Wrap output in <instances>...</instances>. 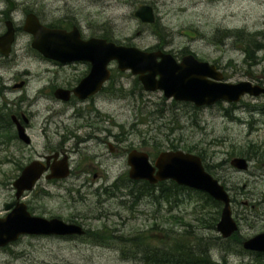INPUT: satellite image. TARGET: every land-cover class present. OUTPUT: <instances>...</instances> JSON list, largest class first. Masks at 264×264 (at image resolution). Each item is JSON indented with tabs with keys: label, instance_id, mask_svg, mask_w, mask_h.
<instances>
[{
	"label": "rangeland",
	"instance_id": "obj_1",
	"mask_svg": "<svg viewBox=\"0 0 264 264\" xmlns=\"http://www.w3.org/2000/svg\"><path fill=\"white\" fill-rule=\"evenodd\" d=\"M14 2L10 11L0 0V34L6 31L1 12L19 27L11 55H0V116L7 121L13 115L19 122L21 117L24 127L23 116L29 117L32 145L26 146L11 124L7 132L0 130V218L9 212L6 204L16 201L13 183L22 170L58 149L68 154L71 174L62 180L43 177L20 202L33 216L60 218L87 234L23 236L0 248V264H160L158 249L166 242L174 247L176 238L208 251L213 264H264L263 257L243 248V242L264 232V96L196 108L167 99L162 91H144L136 76L120 72L113 62V76L95 105L75 96L64 103L52 88L77 84L89 72L87 64L59 66L46 60L23 31L26 13L33 12L45 23L74 24L84 40L108 37L141 50L162 47L178 60L193 54L218 66L227 82L264 86V0ZM142 5L153 7L157 22L145 24L136 17ZM108 142L120 143L128 153L147 151L152 161L174 149L200 156L227 188L231 203L236 201L232 209L239 231L222 238L215 228L222 206H207L197 192H175L171 182H164L151 195L142 182L134 184L128 154L111 153ZM235 157L251 161L249 172L231 166ZM138 194L145 196L139 200Z\"/></svg>",
	"mask_w": 264,
	"mask_h": 264
},
{
	"label": "water",
	"instance_id": "obj_2",
	"mask_svg": "<svg viewBox=\"0 0 264 264\" xmlns=\"http://www.w3.org/2000/svg\"><path fill=\"white\" fill-rule=\"evenodd\" d=\"M5 1L9 10L14 11L15 2ZM135 15L145 24L155 22L153 9L148 5L140 6ZM5 26L6 32L0 36V54L9 57L16 40V29L11 20H7ZM23 31L32 36V49L47 60L62 64L90 63L89 74L72 91L58 88L54 92V97L65 103L71 100L72 95L79 100L95 96L110 79L108 67L112 62L117 63L120 72L130 71L136 76L144 91H162L167 99L189 102L197 108L210 107L218 102L238 103L244 95L264 96V87L247 81L236 84L225 82L223 74L215 65L200 61L192 54L177 61L172 54L162 50L149 52L96 37L84 40L76 26L71 31L51 29L41 24L33 13L26 17ZM23 85H16L15 88L20 89ZM23 118L28 123V118ZM12 120L20 140L30 145L32 140L25 127L16 116ZM58 156L56 154L47 158L48 165L40 160L31 162L13 183L16 201L6 204L5 209L9 213L0 218V248L23 236L69 237L85 234L80 225L59 218L33 216L26 204L20 202L23 195L32 191L47 171H50L45 176L47 180H62L70 175L68 157L57 160ZM50 159H54L52 165H49ZM127 163L130 167L129 178L133 181L144 180L151 185L173 181L179 186L207 193L224 205L217 225L222 237L230 238L238 230L225 187L205 170L201 157L183 151H167L160 153L153 164L147 153L134 150L129 153ZM231 164L241 171L248 169V162L243 158H235ZM243 247L248 251L264 253V233L245 241Z\"/></svg>",
	"mask_w": 264,
	"mask_h": 264
},
{
	"label": "trees",
	"instance_id": "obj_3",
	"mask_svg": "<svg viewBox=\"0 0 264 264\" xmlns=\"http://www.w3.org/2000/svg\"><path fill=\"white\" fill-rule=\"evenodd\" d=\"M54 28H57L58 26L56 25H51ZM101 38H106L108 41H111L110 38L108 37H101ZM155 49H162V47H157L154 49H150L149 51L155 50ZM6 107V106H5ZM10 122L9 120L5 121L3 120V118L0 116V130H4L5 132H7L9 129L6 126V124L8 125ZM174 151H176L174 149ZM192 151H189V153ZM134 184L136 182H133ZM145 185V189L150 190L151 192H155L159 189H163L165 187L164 183H160L156 186V188H153L152 186H150L147 183H143ZM116 186V185H115ZM172 189H175L176 192H182V188L177 186L174 183H171ZM132 193V192H131ZM134 194V193H133ZM197 194H199L200 196H202V193L197 192ZM161 198H165L167 200V196H163V197H159V199ZM206 204L207 206H210V204H215L218 205V203H216L213 199L207 197L206 195ZM217 207V206H216ZM214 215L211 216V218ZM180 239L176 238V243L174 245V247H168V243L166 242L165 245L158 249V259L161 262L160 264H213V262L210 259L209 253L208 251H204V250H199L196 251L193 248L189 247V246H185V245H181L180 244ZM149 253V250H147ZM155 251H157V249H155ZM259 257H263L264 255H258Z\"/></svg>",
	"mask_w": 264,
	"mask_h": 264
},
{
	"label": "flooded vegetation",
	"instance_id": "obj_4",
	"mask_svg": "<svg viewBox=\"0 0 264 264\" xmlns=\"http://www.w3.org/2000/svg\"><path fill=\"white\" fill-rule=\"evenodd\" d=\"M30 13H33V12H28V13H26V15H28V14H30ZM1 14H2V16H3V18L5 19V22H6V20H8V19H11L10 18V16H9V13H7V12H1ZM37 17H38V19H39V21H40V23L41 24H43L44 26H46V27H48V28H51V29H56V28H54V27H52L51 25L52 24H49V23H45V21L44 20H42L38 15H37ZM56 26H58L57 27V29H64V30H67V31H71L74 27H75V25L73 24V26L72 25H69V26H60V25H56ZM14 27H15V29H16V35H17V32L19 31V27H17L16 25H15V23H14ZM47 60V59H46ZM50 61V60H49ZM52 62H54V61H52ZM54 63H56L57 65H59V66H68V65H70V64H72V63H70V64H62V63H58V62H54ZM78 63H80V62H78ZM81 63H83V64H87V66H88V71L90 72V69H91V65H90V63H88V62H81ZM220 69V68H219ZM89 72L79 81V82H77V84H75V85H73V86H68V85H63V86H55L54 88H52V91H55L57 88H64V89H66V90H69V91H72L88 74H89ZM112 76H113V71H112ZM112 76H111V78H112ZM111 80V79H110ZM110 80L108 81V82H106L103 86H102V88H101V90L98 92V94H96L95 96H93V97H90L89 99H87V100H79V99H77V98H75L74 97V95L72 96V97H74L75 99H77V100H79L80 102H87L88 104H90V105H95V101L96 100H98L100 97H101V93H103V91L104 90H106L107 88H105L106 87V84L107 83H109L110 82ZM24 84L26 83V82H23ZM263 86V85H262ZM18 89V88H17ZM54 93V92H53ZM100 96V97H99ZM250 97V96H249ZM244 98V97H243ZM242 98V99H243ZM242 99H241V101H242ZM240 101V102H241ZM239 102V103H240ZM263 112H264V110H263ZM19 116H21V115H19ZM12 117H13V115L10 117V120H9V124L8 125H12L14 128H15V130H16V126H15V124H14V122H13V120H12ZM20 118V122L22 123V121H21V117H19ZM29 118V117H28ZM30 124V118L28 119V123L25 125V127H26V130H27V125H29ZM90 127H92V126H90ZM17 131V130H16ZM16 138H17V132H16V136H15ZM95 138V137H94ZM119 141H122L123 142V140L121 139V138H117ZM107 144V146H108V148H109V150L111 151V153H120V152H124V153H127V154H129L131 151H133V150H131V151H129V153H128V151H127V149L126 148H122L121 146H119L120 145V143H117L118 144V146L117 147H114V146H112V144H110L109 142L108 143H106ZM32 145V144H31ZM31 145H29V146H31ZM26 146H28V145H26ZM136 151H138V152H144V153H148L147 151H140V150H136ZM56 154H58L59 156H58V158H57V160H62L63 158H65L66 156L68 157V160H69V156H68V154H66L65 152H63V150H58V149H55V150H50V152H49V154L48 155H45V156H43L41 159H42V161H44V164L45 165H48L47 164V162H48V160H47V158H50L51 156H54V155H56ZM148 155H149V157H150V154L148 153ZM235 158H243V159H245L248 163H249V167H248V169L247 170H244V171H242V172H249V170H250V166H251V161L250 160H248L247 158H244V157H235ZM235 158H233V159H235ZM150 159H151V157H150ZM232 159V160H233ZM152 160V159H151ZM232 160H231V162H232ZM231 162H230V164H231ZM54 163V159H50L49 160V165H52ZM231 166H232V164H231ZM236 169V168H235ZM261 169L262 170H264V159L261 161ZM236 170H238V169H236ZM238 171H240V170H238ZM49 172H47L46 174H48ZM143 183V182H145V181H140V183ZM147 183V182H146ZM153 188H156V186L157 185H151ZM184 188V187H183ZM185 189V188H184ZM170 195V194H169ZM236 203V201L235 200H233L232 201V204H235ZM219 207H221L222 205L221 204H219L218 205ZM222 209H223V206H222ZM232 211H233V209H232ZM237 222V224H238V226H239V222L238 221H236ZM216 230H217V232H218V229H217V225H216ZM239 229H240V227H239ZM239 231V230H238ZM263 233V232H262ZM258 254H261V255H264V253H258Z\"/></svg>",
	"mask_w": 264,
	"mask_h": 264
},
{
	"label": "bare ground",
	"instance_id": "obj_5",
	"mask_svg": "<svg viewBox=\"0 0 264 264\" xmlns=\"http://www.w3.org/2000/svg\"><path fill=\"white\" fill-rule=\"evenodd\" d=\"M248 167H249V164H248ZM205 170L209 173V174H211L209 171H208V169H207V167L205 166ZM241 171V170H240ZM212 175V174H211ZM214 177V176H213ZM215 178V177H214ZM216 179V178H215ZM218 180V179H217ZM219 181V180H218ZM220 182V181H219ZM221 183V182H220ZM222 184V183H221ZM223 185V184H222ZM179 186V185H178ZM224 186V185H223ZM179 187H181L183 190H182V192L183 191H193V192H199L198 190H195V189H191V188H188V187H184V186H179ZM185 189H184V188ZM225 187V186H224ZM225 189H226V191H227V193H228V195H229V197H230V194H229V192H228V190H227V188L225 187ZM145 191L147 190V189H144ZM175 190V189H174ZM148 191V190H147ZM176 192V191H175ZM151 193V195H153L154 193H153V191L152 192H150ZM145 195L144 194H138V195H136V197H137V199H139V200H141L142 199V197H144ZM163 197V196H162ZM157 199L159 200V196H157ZM230 199H231V197H230ZM216 203H218V205L220 204L218 201H215ZM85 234H87V232L85 231ZM84 234V235H85ZM69 237H81V236H69ZM69 237H63V238H69Z\"/></svg>",
	"mask_w": 264,
	"mask_h": 264
}]
</instances>
